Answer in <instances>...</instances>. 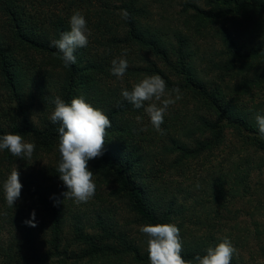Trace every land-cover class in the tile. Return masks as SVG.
<instances>
[{"label": "trees", "instance_id": "1", "mask_svg": "<svg viewBox=\"0 0 264 264\" xmlns=\"http://www.w3.org/2000/svg\"><path fill=\"white\" fill-rule=\"evenodd\" d=\"M176 6H182L177 16L172 13ZM77 9L91 35L88 45L75 51L76 63L65 67L50 41L70 30ZM124 9L131 14L128 21L121 17ZM253 13L245 31L229 26L217 31L223 47L219 60H201L194 34L210 23ZM124 49L129 67L117 78L111 61ZM151 74L161 75L169 92L179 86L192 102L184 129L151 136L141 131L137 117L144 119V109L134 108L121 92ZM255 88L264 90V0H0V136L20 133L36 144L31 159L45 157L36 166L31 159L0 152V264H150L148 237L139 227L157 223L177 224L185 259L206 254L224 236L226 220L239 217L233 206L248 196L253 170L264 168L258 156L264 138L255 120L256 114L264 115V99ZM80 95L112 122L94 167L114 182L110 196L125 205L133 224L110 209L92 217L77 215L62 195L67 188L56 172L59 124L50 121L51 100L60 96L70 103ZM229 135L234 148L247 151L246 168L236 165L217 174L208 201L179 198L167 171L186 157L215 156ZM143 141L147 147L157 143L158 151ZM15 167L23 185L16 203L36 208L35 227L25 223L33 219L29 207L20 213L4 198L3 183ZM199 206L208 209L207 215ZM230 237L239 247V236ZM232 264L250 262L237 254Z\"/></svg>", "mask_w": 264, "mask_h": 264}, {"label": "clouds", "instance_id": "2", "mask_svg": "<svg viewBox=\"0 0 264 264\" xmlns=\"http://www.w3.org/2000/svg\"><path fill=\"white\" fill-rule=\"evenodd\" d=\"M121 17L128 21L131 14L124 9L121 11ZM69 23V31L62 32L59 39L50 41V46L58 49V58L65 67L76 63L75 51L86 47L91 35L81 10L73 11ZM127 51L124 49L120 57L111 61V74L117 78H122L129 67L125 58ZM121 95L134 108H143L152 127L161 135L165 134L161 125L169 107L182 99L180 87L175 86L169 92L167 82L159 74L145 75L131 90L123 89ZM51 103L55 107L50 121L59 124L60 161L56 172L67 188L62 195L64 198L73 199L77 204L86 203L96 191L94 172L89 168V161L104 154L107 130L112 127V122L103 109L94 107L83 95L73 97L70 103L56 96ZM141 119L137 117L138 121ZM255 120L259 134L264 138V115L256 114ZM35 149V142L26 141L20 133L9 132L0 136V152L7 150L14 157L30 160ZM22 187L19 171L15 167L3 183L4 198L8 207H13L20 199ZM32 217V220L25 223L35 227L34 211ZM139 231L148 237L150 264H232L233 257L238 254L233 241L224 235L215 246H209L203 256L197 254L194 259H185L182 255L183 241L176 223L144 224L139 227Z\"/></svg>", "mask_w": 264, "mask_h": 264}, {"label": "rangeland", "instance_id": "3", "mask_svg": "<svg viewBox=\"0 0 264 264\" xmlns=\"http://www.w3.org/2000/svg\"><path fill=\"white\" fill-rule=\"evenodd\" d=\"M181 9L182 6H176L172 9V13L177 16ZM251 15L252 17L246 15L235 20L210 23L201 28L202 30L198 35L194 34L195 50L198 56L202 58L201 60L204 61V63L209 58L216 61L219 60V53L223 47L217 31L223 26L245 31V29L254 22L255 15L254 13ZM250 36L255 40L260 38V36H257L255 33L250 34ZM135 83L136 82H133V85ZM253 92L256 96H261L264 99L263 89L255 88ZM191 103L192 102L182 95L181 100L169 107L161 127L164 130L169 129L171 131H175V128H181L182 126L184 129L189 124L191 118ZM143 118L144 119L140 120V124L147 129L144 131L145 134L151 136L153 132H157L152 127L147 114L144 115ZM232 142H235V139L232 135H229L227 144L223 146L221 150L217 151L215 156H210L208 154L209 156L203 155L199 158L186 157L181 165H177L170 172L167 171L165 176L171 180L170 183L174 184L175 188L179 189V198L190 197V199H187V203H192L195 200L201 199H207L208 201L212 197L214 178L217 174L232 171L236 165H241L242 168H246L247 165H244L243 162L248 158L247 151L234 148ZM145 143L144 141L141 142L142 145H145ZM148 148H152L156 152L159 149L157 143H155L154 147H147V149ZM258 156L264 160V152H259ZM44 159L45 157H37L31 159V162L39 166V161L42 162ZM172 160H174V158H172ZM94 165L95 160H90L89 168L94 172L96 183L95 195L86 203L80 204L75 203L73 199L65 198L68 204L70 207L74 205L75 213L83 217H92L97 211L104 212L106 209H110V211H113L110 212L111 215L115 214L114 212L117 211L119 219L124 223L127 224L131 222L133 216L127 212L124 207L125 205L110 196L111 191L115 188L114 182L109 181L108 178H103L102 174L97 173L98 171ZM249 182L250 192L248 196L239 199L236 205L233 206L234 212H239L237 214L239 217L236 219H231L229 217V219L226 220V225H224L221 230L223 232L222 234H227L229 238H231L230 236H239L238 242L240 245L237 247L239 250L238 254L248 260L250 264H264V168L261 170H253ZM211 204H213V206L215 205L213 202ZM25 205L30 208L32 213L33 211L35 213L37 212L36 208L30 203L23 204L17 202L15 207L20 213H24L29 210ZM202 208L203 206H199V210L202 212L203 216L207 215L206 212H208V209L204 212L201 210ZM223 212L224 217L225 215L228 216V212ZM189 225L192 226V224Z\"/></svg>", "mask_w": 264, "mask_h": 264}]
</instances>
